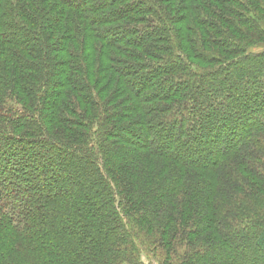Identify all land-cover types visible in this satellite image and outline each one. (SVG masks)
Segmentation results:
<instances>
[{
	"label": "trees",
	"instance_id": "obj_1",
	"mask_svg": "<svg viewBox=\"0 0 264 264\" xmlns=\"http://www.w3.org/2000/svg\"><path fill=\"white\" fill-rule=\"evenodd\" d=\"M262 44L264 0H0V264H264Z\"/></svg>",
	"mask_w": 264,
	"mask_h": 264
},
{
	"label": "rangeland",
	"instance_id": "obj_2",
	"mask_svg": "<svg viewBox=\"0 0 264 264\" xmlns=\"http://www.w3.org/2000/svg\"><path fill=\"white\" fill-rule=\"evenodd\" d=\"M253 51L254 52H262V51H264V44H262V45H260L259 47H257L256 49H253ZM97 90V92H98V94H99V96H100V98H102L101 97V94L99 93V90L98 89H96ZM111 93H112V91H111ZM101 100V99H100ZM109 108H115V107H109ZM114 125V121H113V123H111V126H113ZM115 141H116V139H115ZM115 141H113V142H115ZM148 236V235H147ZM145 240L147 241V238H145ZM145 246V245H144ZM143 254H142V258H143V260H144V262H146V263H150V259H151V252H146V251H143L142 252ZM212 256L214 255V253L213 254H211Z\"/></svg>",
	"mask_w": 264,
	"mask_h": 264
}]
</instances>
